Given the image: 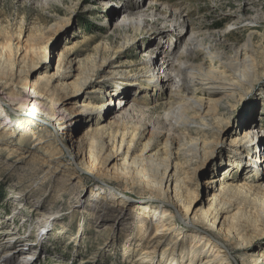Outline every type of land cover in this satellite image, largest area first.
Here are the masks:
<instances>
[{
    "label": "rangeland",
    "instance_id": "374dc122",
    "mask_svg": "<svg viewBox=\"0 0 264 264\" xmlns=\"http://www.w3.org/2000/svg\"><path fill=\"white\" fill-rule=\"evenodd\" d=\"M251 39L257 81L238 100L221 105L222 117L229 122L224 127L228 139L222 138L207 160L187 169L192 180L185 203L195 202L199 212L208 208L214 194L211 181L227 176L244 180L238 168L222 172L229 162L226 146L237 134L240 120L247 117L249 128L259 130L264 139V0H0V46H6L2 52L16 62L17 74L20 69L25 74L9 82L10 90L26 93L11 104L0 99V264H139L156 232L150 228L153 216L148 218L135 206L159 201L144 202L133 192L123 195L121 180L114 178L117 174L103 177L97 170L88 175L89 162L77 159L71 138L85 141L92 120L104 119L100 113L108 112L113 97L111 113L125 118L126 132L141 134L154 128L162 133V141L171 134L184 143V132L173 127L174 118L167 119L161 108L178 88L183 70L205 64L222 68ZM105 45L112 51L104 53ZM209 47L224 52V61H215ZM158 52L166 54L157 63V76L164 81L173 78L164 82L166 91L159 97L135 81L141 80L145 61L157 59ZM168 55L173 67L164 60ZM97 57L98 66L101 59H109L111 66L95 74L93 86L99 92L89 102L108 110L89 119L81 109L88 101L75 98L55 110L52 126L51 101L46 108L39 100L45 116L39 114L41 121L31 118L35 129L24 132L16 127L22 121L14 109L30 101L31 87L43 76L52 77L62 63L72 72L69 82H74L80 71L92 69ZM228 77L232 82L235 76L229 71ZM10 90L0 78V92ZM203 123L198 118L192 127ZM260 150L264 153V142ZM245 156L249 157L247 152ZM177 222L178 228H192L181 218ZM218 239L223 240L219 235ZM256 243L264 246V237ZM230 248L238 264H251L253 249L245 253ZM160 258L157 255L153 264Z\"/></svg>",
    "mask_w": 264,
    "mask_h": 264
},
{
    "label": "bare ground",
    "instance_id": "6f19581e",
    "mask_svg": "<svg viewBox=\"0 0 264 264\" xmlns=\"http://www.w3.org/2000/svg\"><path fill=\"white\" fill-rule=\"evenodd\" d=\"M5 48V45L0 46V78L5 81L6 89L10 90L9 82H14L15 77L24 74V71L20 69L19 74L16 73L18 66L11 56L3 54L2 49L6 50ZM197 49H200V45ZM102 51L109 53L112 49L105 45L102 46ZM209 51L214 60L224 61V52L221 53L215 47H209ZM253 51L251 39L236 57H228L230 62L226 61L222 68L217 65L208 67L205 64L183 70V79L178 88L171 92L161 108L167 119L170 116L174 118L173 127L184 132V143L176 141L171 134L167 135L166 141H162V133L154 128L152 131L145 129L141 134L126 132L123 128L126 125L125 118L111 113L110 107L115 105L113 97L108 103L109 110L106 105L97 107L89 102L91 96L99 92V88L93 86L95 74L102 67L111 66L109 59H101L98 66V57L92 62V69L80 71L74 82H69L72 72L65 70L62 63L52 77L43 76L41 83L34 84L35 88L31 87L30 91L34 90V93L28 96L30 101H22L17 106L18 109H14V113L20 116L19 122L22 121L20 125L14 126L27 132L35 126L31 118L39 120V114L45 116L41 112L39 100L46 108L50 107L48 101H51L52 114L49 118L52 126L56 123L55 110L61 109L59 106L63 107L66 102L75 98L88 101L84 102L81 109L89 119L97 111L108 110L105 115L100 113L103 120H92L85 141L72 137L71 142L77 151V159L89 162L88 175L95 174L97 170L103 177H108L111 173L114 177L117 174L118 177L114 178L121 180L123 195L133 192L141 195L144 202L152 199L159 201V204L135 206L137 211L145 212L148 218L153 216L150 228L156 232L139 264H153L159 254L161 258L158 264H238V258L233 255V248L230 246L245 253L253 249L250 263L258 264L264 259V246L256 243L257 239L264 237V153L260 150L264 139L259 130L249 128L247 117L240 120L237 134L231 136L232 139L226 146L229 162L226 166L224 163L222 171L227 174L238 168L244 180L236 181L227 176L211 181L209 185L214 194L208 202V208L200 212L195 210V202L185 203L188 183L192 180L188 167L207 160L216 147L221 145L222 138L228 139L224 127L229 122L222 117L221 105L231 99L238 100L257 81V62ZM163 52H158L157 59L145 61L139 72L141 80H135L136 83L141 81L139 87L158 97L161 91L165 93L167 87L164 83L166 80L156 74L157 63ZM45 56L47 61L48 54ZM170 57L168 55L164 60L169 67H173ZM229 71L235 76L232 82L228 79ZM171 81L173 78L169 77L166 82ZM119 89L121 88L116 92ZM25 94V91L15 89L10 90V93L1 91L0 99L11 104L17 95L23 97ZM122 103L120 101L119 105ZM26 117L28 120H25ZM198 118L204 123L199 128H193L192 124H198ZM216 127L220 129H215ZM215 137L217 142L212 141ZM246 152L249 157L245 156ZM113 164V169H110ZM78 179L81 181V178ZM121 201L125 206L129 205L128 202ZM180 218L192 228H178L177 221ZM218 235L223 240H219ZM243 256H239L242 262Z\"/></svg>",
    "mask_w": 264,
    "mask_h": 264
}]
</instances>
